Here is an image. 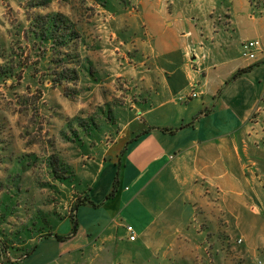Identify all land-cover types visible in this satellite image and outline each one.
Wrapping results in <instances>:
<instances>
[{"label":"rangeland","instance_id":"rangeland-1","mask_svg":"<svg viewBox=\"0 0 264 264\" xmlns=\"http://www.w3.org/2000/svg\"><path fill=\"white\" fill-rule=\"evenodd\" d=\"M199 2L0 0V241L11 253L24 254L47 234L69 236L72 207L89 198L102 166L117 161L127 142L144 130L143 114L164 101L154 95L159 37L179 38L187 28L176 22L188 24L198 12L206 17L198 16L197 28L221 40L238 31L235 7L246 17H264V0ZM46 14L66 16L77 31L79 76L63 89L51 85L41 56L45 47L29 30L37 15ZM204 45L201 40L199 47ZM19 66L27 68L23 79L15 80ZM11 67L16 71L5 74ZM250 118V132L239 139L248 176L237 185L243 195L224 196L213 181L191 172L184 187L186 220L158 254L130 248L126 228L133 226L111 222L105 233L109 243L95 242L98 237L90 242V234L75 240L73 248L82 250L75 256L79 263L264 264V112ZM7 258L22 260L20 254Z\"/></svg>","mask_w":264,"mask_h":264},{"label":"crops","instance_id":"crops-1","mask_svg":"<svg viewBox=\"0 0 264 264\" xmlns=\"http://www.w3.org/2000/svg\"><path fill=\"white\" fill-rule=\"evenodd\" d=\"M234 13L238 31L226 40L197 28L199 17H206L201 12L188 24L183 19L176 22L187 28L179 38L166 42L159 37L156 62L161 67L154 70L159 91L157 87L154 95L164 101L143 114V131L149 132L131 143L121 158L115 198L103 203L117 170L118 161H111L102 166L88 193L92 202L103 205L98 210L78 209L77 235L62 244L52 238L42 240L28 258L13 264H80L75 256L82 250L72 244L87 234L92 235L90 242L98 237L95 242L107 243L111 222L133 226L137 238L126 243L130 248L143 255L158 254L186 220L189 190L184 187L192 180L187 176L191 172L213 181L224 196L243 195L237 185L247 182L248 176L239 139L250 132V117L264 112V17H246L236 7ZM201 40L205 45L199 47ZM251 40L261 45L255 60L239 50L241 42ZM249 67L246 74L227 83ZM192 91L196 98H189ZM163 129L175 131L171 135Z\"/></svg>","mask_w":264,"mask_h":264},{"label":"trees","instance_id":"trees-1","mask_svg":"<svg viewBox=\"0 0 264 264\" xmlns=\"http://www.w3.org/2000/svg\"><path fill=\"white\" fill-rule=\"evenodd\" d=\"M29 30H31V34L34 35L33 37L39 41V44L45 47V50L43 49V54L41 56L42 58L45 57L46 62L48 63L47 71L49 72V76L51 77V85L53 87H61L63 89V86L65 84L76 80L79 76L77 69L79 67V57L78 53L76 52V42L78 40V37L76 28L74 27V24L70 22L69 18L62 14H46L43 16L37 15ZM26 68L27 66H19L17 72H15L16 69L11 67L7 68L4 73L9 74L15 72L14 79L22 80ZM251 68L252 67L237 71L227 81V83L235 81L242 75L246 74ZM174 131L175 130L163 129V132H167L171 135L174 134ZM148 132L149 130H145L133 136L127 142V145H130L131 143L137 141L142 135ZM126 150L127 148H124L121 151L120 156L118 157L115 178L103 203L112 200L118 192V188L120 185L121 158L125 155ZM102 205V203L95 205L88 197L78 200L72 207L71 211L73 215L69 216L71 224L69 236H61L56 233H51L44 236L43 240L52 238L60 244L67 242L69 239L77 235L80 228V224L76 216L78 209H80V207L86 206L97 208L101 207ZM35 248L36 246H34L29 251L24 252V254L21 250H16L11 253L10 248H7L6 245L0 241V262L2 264L19 263L28 258L35 250ZM8 254H20L22 256V260L11 262L7 258Z\"/></svg>","mask_w":264,"mask_h":264},{"label":"built area","instance_id":"built-area-1","mask_svg":"<svg viewBox=\"0 0 264 264\" xmlns=\"http://www.w3.org/2000/svg\"><path fill=\"white\" fill-rule=\"evenodd\" d=\"M260 46L261 45L258 40L244 41L241 47L242 48L241 54L243 57L249 60H255ZM191 96L196 98L197 94L193 91ZM126 229H127V232L131 235L129 238L130 241H135L136 237L134 236L133 228L131 226H127Z\"/></svg>","mask_w":264,"mask_h":264}]
</instances>
